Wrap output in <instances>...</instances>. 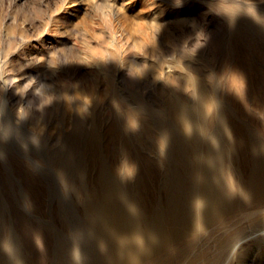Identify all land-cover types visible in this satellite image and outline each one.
Masks as SVG:
<instances>
[{"label":"rangeland","instance_id":"374dc122","mask_svg":"<svg viewBox=\"0 0 264 264\" xmlns=\"http://www.w3.org/2000/svg\"><path fill=\"white\" fill-rule=\"evenodd\" d=\"M0 264H264V0H0Z\"/></svg>","mask_w":264,"mask_h":264},{"label":"bare ground","instance_id":"6f19581e","mask_svg":"<svg viewBox=\"0 0 264 264\" xmlns=\"http://www.w3.org/2000/svg\"><path fill=\"white\" fill-rule=\"evenodd\" d=\"M208 105V104H207ZM157 150V149H156ZM176 150V149H175ZM191 150V149H190ZM176 152V151H175ZM176 154V153H175ZM171 156V155H170ZM193 156V155H192ZM179 158V157H178ZM180 160V159H179ZM181 163H182V161H181ZM180 168V167H179ZM181 169V168H180ZM258 181V180H257ZM259 182V181H258ZM257 182V183H258ZM260 183V182H259ZM260 185H261V183H260ZM224 189H225V187H224ZM259 189V188H258ZM224 204V203H223ZM165 223V222H164ZM155 231V230H154ZM157 232V231H156ZM178 234V233H177ZM169 239V238H168ZM160 242V241H159ZM154 246H155V244H154ZM158 249V248H157Z\"/></svg>","mask_w":264,"mask_h":264}]
</instances>
